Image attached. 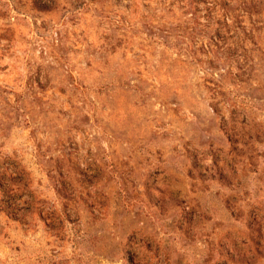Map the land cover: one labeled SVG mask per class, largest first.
<instances>
[{
	"label": "rangeland",
	"instance_id": "374dc122",
	"mask_svg": "<svg viewBox=\"0 0 264 264\" xmlns=\"http://www.w3.org/2000/svg\"><path fill=\"white\" fill-rule=\"evenodd\" d=\"M0 264H264V0H0Z\"/></svg>",
	"mask_w": 264,
	"mask_h": 264
}]
</instances>
